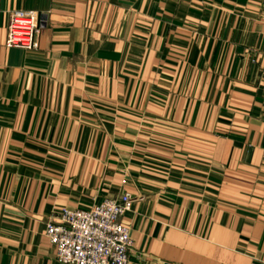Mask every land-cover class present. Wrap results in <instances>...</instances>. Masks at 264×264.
<instances>
[{
    "label": "crops",
    "instance_id": "crops-1",
    "mask_svg": "<svg viewBox=\"0 0 264 264\" xmlns=\"http://www.w3.org/2000/svg\"><path fill=\"white\" fill-rule=\"evenodd\" d=\"M263 32L264 0H0V264L124 193L128 264H264Z\"/></svg>",
    "mask_w": 264,
    "mask_h": 264
},
{
    "label": "built area",
    "instance_id": "built-area-1",
    "mask_svg": "<svg viewBox=\"0 0 264 264\" xmlns=\"http://www.w3.org/2000/svg\"><path fill=\"white\" fill-rule=\"evenodd\" d=\"M42 29L34 11H12L7 15V49L34 52ZM264 35V32H263ZM132 197L124 193L89 210L61 209L45 225V237L58 264H128L132 247L130 230L120 219L130 212Z\"/></svg>",
    "mask_w": 264,
    "mask_h": 264
}]
</instances>
